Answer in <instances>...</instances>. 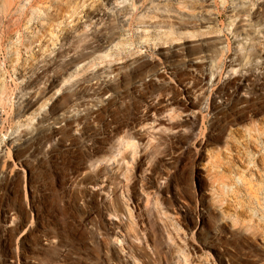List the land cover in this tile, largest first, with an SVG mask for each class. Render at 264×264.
<instances>
[{"label": "rangeland", "instance_id": "1", "mask_svg": "<svg viewBox=\"0 0 264 264\" xmlns=\"http://www.w3.org/2000/svg\"><path fill=\"white\" fill-rule=\"evenodd\" d=\"M0 264H264V0H0Z\"/></svg>", "mask_w": 264, "mask_h": 264}, {"label": "bare ground", "instance_id": "2", "mask_svg": "<svg viewBox=\"0 0 264 264\" xmlns=\"http://www.w3.org/2000/svg\"><path fill=\"white\" fill-rule=\"evenodd\" d=\"M119 140H120V139H119ZM121 140H122V138H121ZM124 141H125V140H124ZM124 141H121V142H122V144H123V142H124ZM125 143H126V142H124V144H125Z\"/></svg>", "mask_w": 264, "mask_h": 264}]
</instances>
